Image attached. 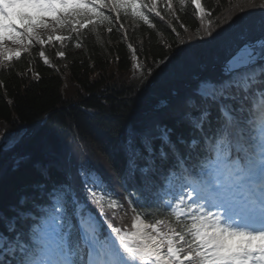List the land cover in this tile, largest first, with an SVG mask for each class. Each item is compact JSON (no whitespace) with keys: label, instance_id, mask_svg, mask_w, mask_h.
<instances>
[{"label":"snow or ice","instance_id":"obj_1","mask_svg":"<svg viewBox=\"0 0 264 264\" xmlns=\"http://www.w3.org/2000/svg\"><path fill=\"white\" fill-rule=\"evenodd\" d=\"M177 2L183 11L189 0ZM106 3L117 20L123 11L125 17L130 14L152 27L144 9L161 16L157 0H0V67L21 56L5 43L23 45L25 52L33 42L45 44L36 34V29L49 26L44 13L53 14L57 26L79 33L88 25L95 28L97 21L112 23L101 10ZM190 3L202 22L209 17L206 26L211 28V11L201 0ZM249 3L254 6L255 0ZM165 8L173 10L172 0ZM71 38L50 35L47 42ZM39 55L49 62L43 50ZM64 55L57 51V56ZM258 60L264 61V40L258 46H240L225 62L222 80L198 84L177 120L198 133L190 144L182 135L173 139V129L159 124L139 135L133 132L126 142L131 174L139 172L146 182L160 178L168 183L165 195L171 199L165 208L175 224L165 219L145 223L137 216L131 232L111 225L110 231H103L85 211L74 186L76 177L65 172L64 180L49 188V167L36 164L42 179L34 188L49 198L50 206L31 217L26 236L18 224L30 216L26 198L18 201L13 217L0 215L7 233L0 232V253L10 254L0 264H264V65L257 80ZM177 157L183 168L180 175L169 172L174 167L169 162ZM22 159H17V167ZM188 160L191 166L184 167ZM79 176L85 199L101 204L105 195L111 199L95 177L83 172ZM173 178L179 182L175 187ZM108 207H116V202Z\"/></svg>","mask_w":264,"mask_h":264},{"label":"trees","instance_id":"obj_2","mask_svg":"<svg viewBox=\"0 0 264 264\" xmlns=\"http://www.w3.org/2000/svg\"><path fill=\"white\" fill-rule=\"evenodd\" d=\"M201 1L212 13L211 28L203 26L190 0L183 11L177 0H172L173 10L165 8L167 0H157L159 17L144 9L152 27L121 11L134 55L113 14L103 9L111 24L97 21L95 28L88 25L79 33L63 28L58 35L71 39L49 43L46 37L44 45L32 43L27 52L20 49V57L4 61L0 119L14 124L19 134L9 147L0 141V215L13 217L18 201L26 198L30 216L18 221L22 235L31 217L50 206L49 198L34 188L42 179L36 164L49 167V188L62 182L65 172L76 177L74 186L86 209L102 212L113 227L132 229L138 213L149 223L165 219L175 224L165 208L166 181L146 182L139 172L131 174L126 142L133 132L139 135L157 124L172 128L173 139L198 136L177 123L186 100L194 96L200 80H222L221 65L240 46L264 37L261 0L254 6L249 0ZM41 50L51 65L44 63ZM86 165L101 176L111 199L107 196L102 204L85 199L79 169ZM112 201L116 207L109 208ZM0 232H5L3 225ZM8 258L10 254L0 253V260Z\"/></svg>","mask_w":264,"mask_h":264},{"label":"rangeland","instance_id":"obj_3","mask_svg":"<svg viewBox=\"0 0 264 264\" xmlns=\"http://www.w3.org/2000/svg\"><path fill=\"white\" fill-rule=\"evenodd\" d=\"M45 23H47L49 26L47 28H39L36 29V34L40 35L41 37L45 36H53L56 35L61 31V27L57 26L54 23V16L53 14H45ZM55 29V31H53ZM34 43V42H33ZM4 47L10 48V49H19L24 47L23 45H13L11 43H5ZM14 123V122H12ZM19 130L15 128L14 124L8 123L6 120L0 119V141H4L7 143L6 147H9L13 144V142L18 137ZM89 177H95L98 182L101 184V188H104V184L102 183V180L99 179V176L94 172L88 173ZM92 180L90 179V183ZM99 193V192H98ZM101 195V193H99Z\"/></svg>","mask_w":264,"mask_h":264},{"label":"water","instance_id":"obj_4","mask_svg":"<svg viewBox=\"0 0 264 264\" xmlns=\"http://www.w3.org/2000/svg\"><path fill=\"white\" fill-rule=\"evenodd\" d=\"M259 41H257V42H255V43H253V44H250V45H255V44H257ZM225 64V63H224ZM224 64H223V68H224Z\"/></svg>","mask_w":264,"mask_h":264}]
</instances>
